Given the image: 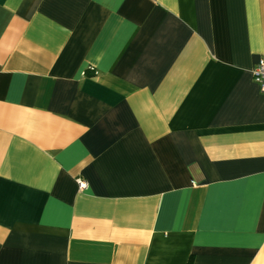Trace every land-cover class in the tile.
I'll use <instances>...</instances> for the list:
<instances>
[{"label":"crops","instance_id":"crops-1","mask_svg":"<svg viewBox=\"0 0 264 264\" xmlns=\"http://www.w3.org/2000/svg\"><path fill=\"white\" fill-rule=\"evenodd\" d=\"M261 58L264 0H0V264H264Z\"/></svg>","mask_w":264,"mask_h":264},{"label":"built area","instance_id":"built-area-1","mask_svg":"<svg viewBox=\"0 0 264 264\" xmlns=\"http://www.w3.org/2000/svg\"><path fill=\"white\" fill-rule=\"evenodd\" d=\"M253 80L259 86L261 92H264V58L259 59L256 66L252 70ZM79 187H85L86 182L84 180H79Z\"/></svg>","mask_w":264,"mask_h":264},{"label":"trees","instance_id":"trees-1","mask_svg":"<svg viewBox=\"0 0 264 264\" xmlns=\"http://www.w3.org/2000/svg\"><path fill=\"white\" fill-rule=\"evenodd\" d=\"M187 264H191V259L188 260Z\"/></svg>","mask_w":264,"mask_h":264}]
</instances>
